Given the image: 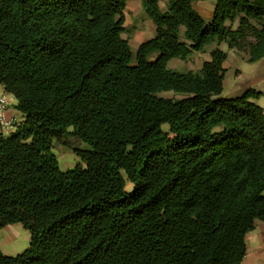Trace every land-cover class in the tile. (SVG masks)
Here are the masks:
<instances>
[{
  "label": "trees",
  "instance_id": "1",
  "mask_svg": "<svg viewBox=\"0 0 264 264\" xmlns=\"http://www.w3.org/2000/svg\"><path fill=\"white\" fill-rule=\"evenodd\" d=\"M128 1L0 0V86L23 118L0 134V231L31 237L0 264H241L264 223L262 94L221 98L220 50L199 73L168 68L214 42L264 59V0H215L211 23L204 0H145L156 36L135 54ZM67 137L90 150L61 172Z\"/></svg>",
  "mask_w": 264,
  "mask_h": 264
},
{
  "label": "rangeland",
  "instance_id": "2",
  "mask_svg": "<svg viewBox=\"0 0 264 264\" xmlns=\"http://www.w3.org/2000/svg\"><path fill=\"white\" fill-rule=\"evenodd\" d=\"M131 1L130 5H133V8H127L125 11V31L122 37L129 42L131 50L135 54L141 43L147 42L156 36V30L153 22L145 12L143 5L145 1ZM200 8H203V11H200ZM214 8L215 0H204L200 4L194 6V9L206 23H211ZM163 13H165V11H163ZM227 25L229 26L230 24ZM233 28H237V23ZM215 50H220L227 55V71L224 78V90L221 98H235L241 96L238 92L240 87L243 93L252 89L262 94V97L256 100L255 103L264 108V59L251 64L248 62V55L246 53L231 51L226 43L211 44L207 46L202 53H196L197 55L191 56L185 61L175 60L171 62L168 68L179 73H186L188 71L199 73L204 60L203 57L205 59L208 57L209 59L211 52ZM156 58L157 55H154L150 58V61H154ZM158 96L175 100L183 98V96L176 95L173 92L160 93ZM15 118L19 123L23 120L21 115H17ZM163 129L167 132L168 126H164ZM69 131H73V129ZM4 136L9 137L10 134H4ZM74 149L87 151L90 150V147L75 141L71 137H67L65 143H59L57 141L52 142V153L58 162V168L61 172H67L82 163L81 159L75 154ZM127 190H131L129 184L127 185ZM30 240V233L21 225L16 224L13 225V227L10 226L0 231V250L5 256L15 257L29 248Z\"/></svg>",
  "mask_w": 264,
  "mask_h": 264
},
{
  "label": "crops",
  "instance_id": "3",
  "mask_svg": "<svg viewBox=\"0 0 264 264\" xmlns=\"http://www.w3.org/2000/svg\"><path fill=\"white\" fill-rule=\"evenodd\" d=\"M130 2H132V1L131 0L128 1L126 9L127 8H133V5L131 6ZM200 3L201 2H198V3L194 4V6L197 5V4H200ZM169 4H170L169 0H163V1H161L159 3V7H160V10H161L162 13H163V11H165V13L168 11ZM143 5H144V3H143ZM200 11H203V8H200ZM179 35H180L181 42H185V29L184 28L180 29ZM212 44H216V42H214ZM231 51H234V50H231ZM202 52H200V53H202ZM194 55H197V54L193 53L189 57L194 56ZM199 56H201V55H199ZM203 59H204L203 63L209 62L211 60V54H210V58L209 59H208V57L206 59L203 57ZM175 60H179V59H175ZM175 60H172L171 62H173ZM171 62H169V64ZM226 62H227V60H226ZM226 62L224 63V69H226ZM203 63H202V65H203ZM169 64H168V66H169ZM201 68H202V66H201ZM201 68H200V70H201ZM226 71H227V69H226ZM238 92L240 93V95H242L243 90L241 89V87L238 90ZM0 94L1 95H5L7 97V99L10 101V104H11V106L13 108V109L10 108L9 116L15 118V116L21 115L15 108L16 105H17V101L15 100V98L13 96L6 94L4 92V89H3L2 86H0ZM21 122H23V120ZM8 227H10V226H8ZM8 227H6V228H8ZM6 228H4V229H6ZM246 249H247V254H246V257L244 258V260H243V262L241 264H264V223L259 222V221L256 222L255 229L247 235V237H246Z\"/></svg>",
  "mask_w": 264,
  "mask_h": 264
},
{
  "label": "built area",
  "instance_id": "4",
  "mask_svg": "<svg viewBox=\"0 0 264 264\" xmlns=\"http://www.w3.org/2000/svg\"><path fill=\"white\" fill-rule=\"evenodd\" d=\"M10 108V101L5 95L0 94V134L2 135H11L20 125L17 119L9 116Z\"/></svg>",
  "mask_w": 264,
  "mask_h": 264
}]
</instances>
